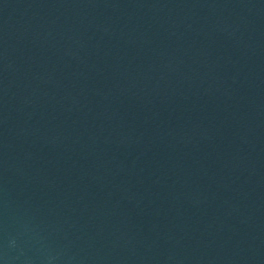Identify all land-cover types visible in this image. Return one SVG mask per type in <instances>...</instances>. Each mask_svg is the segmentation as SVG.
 Masks as SVG:
<instances>
[{"label":"water","instance_id":"95a60500","mask_svg":"<svg viewBox=\"0 0 264 264\" xmlns=\"http://www.w3.org/2000/svg\"><path fill=\"white\" fill-rule=\"evenodd\" d=\"M0 264H264V0H0Z\"/></svg>","mask_w":264,"mask_h":264}]
</instances>
